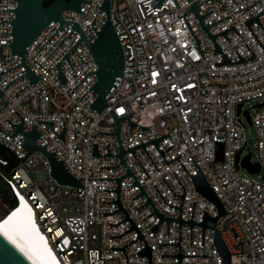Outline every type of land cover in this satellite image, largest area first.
<instances>
[{"label":"built area","instance_id":"obj_1","mask_svg":"<svg viewBox=\"0 0 264 264\" xmlns=\"http://www.w3.org/2000/svg\"><path fill=\"white\" fill-rule=\"evenodd\" d=\"M103 0L83 1L81 12L63 10L61 18L78 22L88 41L92 43L107 19L103 10L99 9ZM164 0L155 6L153 0H110L109 19L121 42L124 53V71L116 90L107 98L108 107L99 113L89 105L96 98L93 90L88 89L95 83L94 73L97 64L83 41H79L76 49L68 53L75 72L67 59H62L60 68L67 81L62 84L58 79L56 63L81 37L78 31H72L58 48L49 56L54 48L72 29L63 24L55 34L37 51L42 44L59 27L56 21H50L26 47L25 64L41 79L31 85L29 78L22 76L2 92L8 104L0 110V127L13 134L21 117L23 128L31 130L39 120H54L53 130L60 133L65 121V143L43 122L39 121L35 129L40 133L37 137L39 145H46L49 152H55L58 160L65 159V168L83 185L82 187L60 185L49 175V161L39 150H35L26 159H18L8 148L0 144L14 159V165L8 172L0 169L1 179L9 186L13 194V207L20 205L21 198L32 209V216L39 231L56 254L61 264H126V256L121 249L137 238L129 220H123L125 213L118 209V203H102L115 201V191L103 189L117 188L115 179H81V178H118L126 173L127 168L119 164V157L92 156L93 144H97V152L118 154V137L116 134H97V132H115L116 121L110 112L114 111L118 118L127 116L132 122L147 126L148 129L133 125L130 136L129 121L120 120L121 143L124 149L158 136L170 135L158 142L166 160L176 156L189 174L194 175L198 168L196 162L213 191L226 209L216 221V228L230 251V264H264V49L243 22L260 13L264 9V0H206L197 6L198 14L203 15L210 9L213 12L202 17L204 25H209L229 15V17L208 27V32L215 35L232 26L225 35L215 36V41L231 62L247 59L251 52L254 58L237 64H214L222 61L221 53H214V43L202 29L195 13H186V19L200 41L199 50L204 51V59L196 49L197 40L191 33L183 13L190 9L188 0ZM203 0H191L198 4ZM16 0H0V8L14 9ZM13 10H0V20H12ZM264 26V14L259 17ZM250 29L264 46V30L253 21ZM10 22H0V31L10 32ZM11 34L0 33V43H11ZM18 54L11 56L9 45L2 46L0 71H5L18 64ZM25 67L18 65L0 75V89L9 81L25 73ZM86 76V77H85ZM85 77V78H84ZM84 80L75 88V86ZM75 90L71 93V91ZM88 91V92H87ZM87 92V93H86ZM86 95L80 100V98ZM260 100L259 104L251 102ZM4 101L0 98V108ZM253 108L250 113L249 108ZM240 106L239 112L238 107ZM110 108V109H109ZM249 118V121H247ZM253 126L256 132L255 152L247 151L248 141L245 136V124ZM24 136L16 133L13 137L0 131V142L9 146L18 157H23L26 150L21 146ZM145 149L158 167L156 169L145 150L141 147L134 153L145 168L149 177L136 160L132 152L123 154L127 164L137 177L155 207L164 215L177 218L178 208L166 204L154 184L167 203L180 206L182 199L173 195L163 178L175 194H183V187L173 171L185 187V197L181 217L191 218L193 202H195L192 219L200 222L203 211L209 216L218 215V209L211 201L195 191L193 181L175 159L166 163L153 143ZM250 154L249 162L258 164L259 171L250 172L241 165V161ZM218 156L221 158L219 159ZM9 160L0 155V165L6 166ZM257 175L258 178L252 175ZM134 179L126 175L121 179L120 201L135 222L152 249L151 264H178L175 256L161 254H177V245H161L160 243H177L179 223L167 222L158 224L157 233L150 227L159 222L157 214L143 219L153 208L146 204L145 195L140 193ZM116 210V211H115ZM113 214H102L113 212ZM109 226V224H116ZM202 228L192 227V245H190V225L181 224L180 252L182 254L207 256H182L180 264H221L213 241V229L204 228V243L201 245ZM142 239H137L125 246L127 264H148L147 256H137L143 248Z\"/></svg>","mask_w":264,"mask_h":264},{"label":"water","instance_id":"obj_2","mask_svg":"<svg viewBox=\"0 0 264 264\" xmlns=\"http://www.w3.org/2000/svg\"><path fill=\"white\" fill-rule=\"evenodd\" d=\"M83 1H86L88 3L91 2V0H53L49 5L44 6L43 5L44 0H16V2H17L16 8H14V9L0 8V10H13L15 13L14 18L12 20H0V22H10L12 24V30L10 32L0 31V33L1 34H11L13 37L11 43H0V61H1V54H2V46L3 45H9L10 46L11 56L13 54H18L21 58V60L18 64L10 67L9 69H7L5 71H0V75L7 72L8 70L18 66V65H23L26 69L25 73H23L20 76L12 79L2 89H0V98L4 101V105L0 108V110L8 104V102L2 97V92L12 83V81H14L17 78L22 77V76H27L29 78V84L20 88L15 93V94H17L21 89H23V88L31 85L32 83L41 79L25 64L26 47L32 42V40L40 33V31L50 21L58 22L59 27L42 44V46L37 51H39L44 46V44L55 34V32L63 24L71 25L72 29L70 30V32L62 39V41L54 48V50L46 57V59L49 58V56L58 48V46L67 38V36L72 31H78V33L80 34L81 37L77 40V42L67 51V53L55 65L58 68L57 79L62 84H64L67 81L63 71L60 68V62L62 59H67L70 66L72 67L73 71L74 72L76 71L74 66L72 65L70 59L68 58V53L71 50H75L77 55L79 56L80 60L82 61V63H84V61L82 60L81 56L79 55V53L76 49L77 43L79 41H83L85 43L87 49L89 50L91 56L93 57L95 63L97 64V70L96 71H89L86 74V76L89 73H94L96 75L95 83L88 89V91L93 90L95 92L96 98L94 99V101L89 106L92 107L98 113L104 107H108L107 98L116 90V86L119 85V83L122 79V76H123L124 53H123L121 42H120V40H119V38L115 32V29H114L110 19H109L110 0H103L100 7H99V9H101L105 12L106 17H107L102 29L100 31H96V29L93 25V22H94L96 17H94V19L91 23V26L97 35V37L95 38V40L92 43H90L88 41L85 33L83 32V30H82V28L78 22L61 18V12L63 10H67V9L77 11V12H81V13L85 14L86 13L85 11L80 10V4ZM153 1H154L155 6H159L164 0H153ZM174 1H175L176 5L179 7L177 1L176 0H174ZM205 1L206 0H203L202 2H200L198 4H193L191 2V0H188V2H190V5H191L190 9L183 13V17H184L191 33L193 34V36L197 40V45L195 47L199 51V53L201 54L202 59H204V51L199 50L200 41L197 39L195 34L192 32V29H191V27H190V25L186 19V13L189 11H193L195 13L202 29L205 31V33L208 35V37L214 43V53H221L222 54V61L221 62H214V64H237V63L245 62L247 60L254 58L255 55L253 54L251 49L248 47V45L244 42L246 47L251 52V57L244 59L241 57V55L235 49L236 53L240 57L239 61L231 62L228 59V57L225 55L223 50L220 48V46L215 41V36L222 34L225 36V38L230 43V40L225 35L227 30L233 29L238 34V36H240V34L237 32V30L234 28V26H232L228 29H225V30H223V31H221L215 35L210 34L208 32V27L219 22V21H221V20H223V19H225V18H227V17H229V15L222 18V19H219V20H217V21H215L209 25H204L202 22V17L213 12V10L210 9L209 11L204 13L203 15L198 14L197 6L202 4ZM217 1H219L221 3L222 7H224V5L222 4V2L220 0H217ZM257 1L258 0L254 1L252 4H250L244 8L238 10V12L249 7V6H251V5H253V4H255ZM233 2H235V0H233ZM262 14H264V9L260 13L244 20L243 22L248 27V29L251 31V33L256 38V40L259 42L261 47L264 49V46L262 45V43L259 41V39L256 37V35L250 29V24L253 21H256L260 24V26L264 30V26L259 21V17ZM84 78L75 86V88L84 80ZM75 88L71 91V93L75 90ZM86 93L80 98V100L86 95ZM239 109H240V106L238 107V112H239ZM15 112L21 117V121L18 124H13L7 118V120L13 126H16L15 132L13 134H9L5 130H3L1 127H0V131L4 132L5 134L9 135L10 137H13L16 133H21L24 136V140L20 144L26 150V154L23 157H18L17 154L9 146L5 145L2 142H0V144L5 146V147H8L18 159H22V160L26 159L35 150L41 151L47 157V159L49 161V175L51 177H53L60 185L75 186V187H82L83 188V185L79 182L80 179L77 180L65 168V159L63 158L62 160H58L55 157V152L57 150H55L54 152H49L46 149V145L49 142H47L45 145H39L37 143V137L40 135V133L35 129V125L39 121H43L65 143V121H63V130L60 133H56L53 130L54 120H39L33 126V128L31 130H25L23 128V116L20 113H18L16 110H15ZM110 112L116 121V131L115 132H97V134H116L118 137L119 153L118 154L109 153V147H108V143H107V151H108L107 154L106 155L99 154L97 152V144H93L92 156L119 157L120 163H118L117 165H115V166H100V168H115L119 164H123L127 168L126 173H124L123 175H121L118 178H81V179H115L117 181V188H115V189H103V191H115L117 193V199L115 201H102V203H118V209H116V210H123V212L125 213V217L121 221H123L125 219L129 220L131 222V228L126 230L125 232H123L119 236L109 235V237L119 238L120 236H122L123 234H125L126 232H128L131 229L136 230V232L138 234H137V238L133 239L132 241H130L129 243H127L123 247H109V249H121L122 252L124 253V255L126 256V264H127V255L124 252L125 246L129 245L130 243H132L133 241H135L137 239H142L144 242V245H143V248H141L140 250L137 251V256H147L149 258L148 264H151L152 249L149 246V244L147 243V241L145 240L144 236L142 235V233L140 232L138 227L136 226L135 222L133 221V219L131 218L129 213L127 212V210L125 209L124 205L120 201L121 179L123 177H125L126 175H131L134 179V182H133V184L130 185V187L133 185H138L140 188V193L137 194L136 196L132 197L131 200L140 194L145 195V197L147 198L146 203L143 204L142 206H140L139 208H137V210L140 209L141 207L145 206L146 204H149L152 206L153 211H152V213H150L149 215H147L143 219H146L147 217H149L152 214H157L159 217V222L156 223L155 225H153L152 227H150V230L152 231V233H157L158 224L161 223L162 221L167 222V234H169V222L170 221H177L179 223L178 242L177 243H160L161 245H177L178 246V253L177 254H161V256H175L178 258V264H180V258L182 256H207V255L182 254L180 252L181 224L182 223H188L190 225V245H192V227L194 225H200L202 228L201 245H203V243H204V228L210 227L213 229L214 246H215L218 254L221 257V264H230V251H229L226 243L224 242L220 232L216 228V221L219 219V217L221 215L225 214L227 211L224 208V206L222 205V203L219 200V198L217 197V195L215 194V192L213 191V189L210 186V184L208 183V181L206 180L205 176L203 175V173L199 169V167L196 164V162L194 161V159H192V160L198 168V172L194 175L189 174L188 171L186 170V168L184 167V165L179 161L178 157L182 154L176 156L172 160H166V158L164 157V153L167 150H169L170 148L174 147L175 144L172 145L171 147L167 148L166 150L162 151L158 148V142H160L161 140H163L164 138L169 136L170 135L169 133H166L164 135L158 136L156 138L147 140L145 142H142V143H139L137 145H134V146H131L129 148L124 149L122 147V143H121L120 126H119L120 120L127 119L129 121L130 136H132L131 127L133 125L140 127L141 131L148 129L149 127L138 125V124L132 122L127 116H123V117L118 118L112 109H110ZM247 121L250 122L249 118H247ZM148 143H153L156 146V148L158 149V151L160 152V154L162 155V157L164 158V160L166 161L167 164H169L170 162H172L175 159H177L181 163V165L183 166V168L185 169V171L187 172V174L189 175V177L193 181L195 191L199 192L204 197H206L209 201H211L213 204H215V206L218 209V215L217 216H215V217L209 216L208 212L206 210H204L202 220L200 222L193 221L192 216H193V211H194V206H195V202H193L191 218L188 220L182 219L181 213H182L183 202H184V197H185V187L182 184V182L179 180V178L177 177V175L175 174L174 171H173L174 175L176 176L177 180L179 181V183L183 187V190H184L183 194H181V195L175 194L173 192V190L171 189V187L169 186V184L167 183V181L165 180V178H163V179L166 182V184L168 185V187L170 188L173 195L181 197L182 203L180 206H173V205L167 203L166 200L164 199V197L162 196V194L160 193V191L158 190V188L156 187V185L154 184L153 186L155 187V189L157 190V192L159 193V195L161 196V198L163 199V201L166 204H168L169 206L178 208L180 210V215L177 218L169 217L167 215L162 214L155 207V205L153 204V202L151 201V199L147 195L146 191L144 190V188L142 187V185L138 181L137 177L135 176V174L133 173V171L131 170V168L129 167V165L127 164L126 160L123 157V154L125 152H127V151L132 152V154L134 155L136 160L139 162V164L141 165V167L143 168V170L145 171V173L149 177L145 168L143 167V165L139 161L138 157L134 153L136 148H138V147L143 148L145 150V152L147 153V155L149 156L152 163L154 164V166L156 167V169L159 171L158 167L156 166V164L154 163V161L150 157L149 153L145 149V146ZM218 158L220 159L221 157L218 156ZM249 158H250V154H248L241 161V165L246 167L250 172L259 171V165L258 164H251L249 162ZM0 193H3V201H5V202H12L13 201L14 196H13L9 186L1 179V177H0ZM115 211L103 212L102 214H113ZM121 221L117 222L116 224H109V226H115L118 223H120ZM0 264H32V263L25 257V255L8 238H6L0 232Z\"/></svg>","mask_w":264,"mask_h":264},{"label":"bare ground","instance_id":"obj_3","mask_svg":"<svg viewBox=\"0 0 264 264\" xmlns=\"http://www.w3.org/2000/svg\"><path fill=\"white\" fill-rule=\"evenodd\" d=\"M32 213V209L21 198L17 208L0 217V232L32 264H61L35 224Z\"/></svg>","mask_w":264,"mask_h":264},{"label":"rangeland","instance_id":"obj_4","mask_svg":"<svg viewBox=\"0 0 264 264\" xmlns=\"http://www.w3.org/2000/svg\"><path fill=\"white\" fill-rule=\"evenodd\" d=\"M260 100H255L253 102H251V105H257L259 104ZM245 108H249V105H246ZM250 113L253 112V108H249ZM245 136L246 139L248 141V147H247V151L254 153L255 152V147H254V143H255V137H256V132L253 126L249 125L248 123L245 124ZM1 169V168H0ZM255 178H258L257 175H252ZM261 177H264V168L262 169L261 172ZM6 210V204L2 201L1 199V195H0V216L3 214V212Z\"/></svg>","mask_w":264,"mask_h":264},{"label":"trees","instance_id":"obj_5","mask_svg":"<svg viewBox=\"0 0 264 264\" xmlns=\"http://www.w3.org/2000/svg\"><path fill=\"white\" fill-rule=\"evenodd\" d=\"M52 1H53V0H44L43 5H44V6H47V5H49ZM0 155H1L2 157H4V158H7V159L9 160V164H8V165H6V166H1V165H0V168H1V170H2L3 172H8V171L13 167V165H14V159L10 156V154H9L8 152H6L5 149H4L3 147H1V146H0ZM0 195H1V199H2V201H3V193H0ZM3 202L6 204V206H7L8 208L13 207V203H12V202H5V201H3ZM6 213H8L7 209L3 212V214H2L0 217L4 216Z\"/></svg>","mask_w":264,"mask_h":264}]
</instances>
